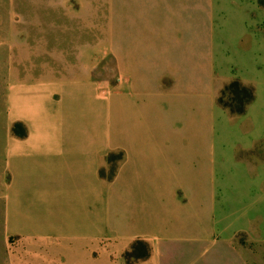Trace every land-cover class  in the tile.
I'll return each mask as SVG.
<instances>
[{
    "label": "rangeland",
    "instance_id": "obj_1",
    "mask_svg": "<svg viewBox=\"0 0 264 264\" xmlns=\"http://www.w3.org/2000/svg\"><path fill=\"white\" fill-rule=\"evenodd\" d=\"M80 60L112 110L129 77L153 93L166 86L170 118L198 120L196 133L215 135L227 163L216 173L170 172L167 189L147 188L151 174L131 171L127 149L111 148L96 179L89 165L62 207L47 180L23 191L25 229L62 224V238L6 237L4 144L25 134L9 118L8 89L70 74ZM175 89L199 94V109ZM189 177L198 188L179 187ZM86 205L97 217L90 231ZM78 214L87 235L79 239L69 232ZM0 264H264V0H0Z\"/></svg>",
    "mask_w": 264,
    "mask_h": 264
},
{
    "label": "crops",
    "instance_id": "obj_2",
    "mask_svg": "<svg viewBox=\"0 0 264 264\" xmlns=\"http://www.w3.org/2000/svg\"><path fill=\"white\" fill-rule=\"evenodd\" d=\"M48 76L42 80L20 79L14 89H8L9 118L23 125L25 134L7 137L4 144V162L11 176L1 200L2 234L6 237L62 238L66 233L62 224H50L46 230L39 223L32 222L25 229L27 215L23 211L22 200L25 190L35 187L31 186L35 182L44 186L47 180L53 189L52 202L55 207H62L65 201L74 199L66 196L73 195V188L83 186L84 174L89 168L96 179L97 168L111 148L127 149L131 171L151 174V177H145L147 188L167 189L170 172L216 173L218 166L227 163L223 160L222 151L217 149L215 135L201 138L196 133L200 124L198 120L188 115L190 120L184 126L177 122L173 113L174 117L170 118V90L166 86L164 90L157 88L153 93L151 89L137 87L129 77L127 94L119 90L118 96L113 98L114 104L118 105L112 110L109 98L90 79L88 61L80 60L70 74ZM171 93L182 101L186 99L189 110L199 109L202 103L194 90L189 96L178 89ZM122 100L126 104L122 105ZM171 108L175 109V106L171 104ZM123 112H128L127 116ZM110 113L114 116L112 122ZM239 146L242 148L243 144ZM233 159L230 155L228 162L233 163ZM77 172V177H74ZM189 178L185 185L180 184L179 187L198 188L193 177L190 181ZM92 187L95 188L94 185ZM80 188L77 201L82 210ZM92 204H98V201ZM86 207L89 218L86 226L90 231V221L97 217L90 211V205ZM77 218L80 228L69 231L71 237H87L82 216L78 214Z\"/></svg>",
    "mask_w": 264,
    "mask_h": 264
},
{
    "label": "trees",
    "instance_id": "obj_3",
    "mask_svg": "<svg viewBox=\"0 0 264 264\" xmlns=\"http://www.w3.org/2000/svg\"><path fill=\"white\" fill-rule=\"evenodd\" d=\"M232 85H233V86H237V87H239L238 83H236V82L233 83ZM239 113H240V112H239Z\"/></svg>",
    "mask_w": 264,
    "mask_h": 264
}]
</instances>
